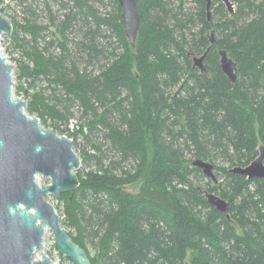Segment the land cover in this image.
<instances>
[{"label": "trees", "instance_id": "trees-1", "mask_svg": "<svg viewBox=\"0 0 264 264\" xmlns=\"http://www.w3.org/2000/svg\"><path fill=\"white\" fill-rule=\"evenodd\" d=\"M58 1V56L36 43L46 26L10 22L13 40L23 30L34 44L15 75L27 114L96 152L81 151L79 187L54 199L61 227L91 264H264V180L229 173L264 148V0H229L231 13L210 0L209 16L205 0H135L134 47L117 0L103 13L91 4L99 0ZM221 50L236 64L234 83ZM204 53L200 71L193 59ZM77 113L83 124L70 132Z\"/></svg>", "mask_w": 264, "mask_h": 264}, {"label": "water", "instance_id": "water-1", "mask_svg": "<svg viewBox=\"0 0 264 264\" xmlns=\"http://www.w3.org/2000/svg\"><path fill=\"white\" fill-rule=\"evenodd\" d=\"M205 2L209 16L210 0ZM117 3L124 35L134 47L139 24L135 0ZM222 3L231 13L230 1ZM11 32V22L0 13V39ZM204 57L205 53L195 57L193 67L204 71ZM219 58L221 71L234 83L236 64L223 50ZM12 71L0 49V264H55L43 252L47 230L59 255L72 264H91L86 251L61 227L55 208L46 200L48 196L59 199L79 187L75 173L81 161L73 150V141L43 128L37 118L27 114L26 101L13 93ZM192 165L216 181L211 164L197 160ZM229 173L264 180V148L259 147L258 157L248 166L234 167ZM38 177L48 183L40 184ZM205 198L217 211L227 212V203L218 196L206 193Z\"/></svg>", "mask_w": 264, "mask_h": 264}, {"label": "rangeland", "instance_id": "rangeland-1", "mask_svg": "<svg viewBox=\"0 0 264 264\" xmlns=\"http://www.w3.org/2000/svg\"><path fill=\"white\" fill-rule=\"evenodd\" d=\"M63 2L67 3L66 1L62 0ZM100 2H92L91 4L97 9L99 13H103L104 10L110 11L111 7L109 4V0H99ZM232 2V3H231ZM232 4V12L233 9L235 10V3L231 1ZM68 4V3H67ZM69 7L72 6V4H68ZM176 5V4H175ZM72 8V7H71ZM185 9L192 10L194 9V4L187 2L185 5ZM227 9V8H226ZM0 12L4 17L7 19H14L17 23L20 25H25L26 20H30L37 26H46L47 31L42 32L39 34V36L36 38V43L39 47H49L51 53L54 54V56H58V54L61 52L60 49L57 46L56 39V25L59 24L60 21H62L65 15V10H63L60 7L58 0H0ZM52 18L54 20H52ZM54 21V22H53ZM55 23V24H54ZM197 29H194L196 31ZM13 28L11 35H2L0 39V49L3 53V56L5 57L6 61L13 67V77H14V86H13V93L15 95V88L17 87V80H16V73L18 70V64L19 62L29 63L27 62V59L22 55V50H29L28 47L31 45H34L32 42V37L29 33L23 30H19L15 36L16 40H13ZM212 36V35H211ZM52 44V46H49ZM20 45L23 46L20 48ZM19 46V47H18ZM71 51H73L72 44H69L68 47ZM31 66V63L29 64ZM24 82V80H23ZM24 87H26V83L24 82ZM36 88L39 89L41 87H45L46 83L43 80L36 81ZM16 96V95H15ZM18 97V96H16ZM22 98V97H18ZM23 99V98H22ZM26 101L25 99H23ZM83 124V120L80 119L79 114H75V117L70 120L68 129L70 132L77 129L79 125ZM97 142L99 139L97 138ZM104 143V141H102ZM103 145V144H102ZM105 147V145H103ZM73 150L75 151L76 155L79 156L82 150L87 151L89 154L93 153V148L89 145H86L81 137H78L76 140V146L73 147ZM96 154V152L94 151ZM93 162V161H92ZM91 161L85 168L89 167L93 169L94 164ZM92 166V167H91ZM84 164L81 163L80 168H83ZM79 168V169H80ZM214 172V171H213ZM215 174V172H214ZM38 182L40 184H47L48 180L43 177L37 178ZM138 186H129L127 187V191L129 192H136ZM46 200L55 208L58 207V203L54 200V198L48 196ZM60 209L61 207H58L56 212L59 216L60 215ZM61 220V218H60ZM43 252L45 255L48 256V258L55 264H72L70 261L65 259L63 256L59 255L56 251V248L54 246V240L52 237V234L50 231H46L44 234V240H43ZM91 254H93L91 250ZM39 256L37 252V257Z\"/></svg>", "mask_w": 264, "mask_h": 264}]
</instances>
